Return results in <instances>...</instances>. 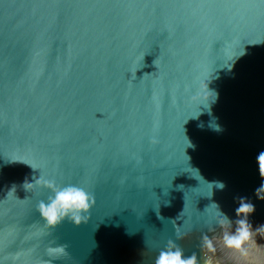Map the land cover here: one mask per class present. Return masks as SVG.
<instances>
[{
	"label": "water",
	"instance_id": "water-1",
	"mask_svg": "<svg viewBox=\"0 0 264 264\" xmlns=\"http://www.w3.org/2000/svg\"><path fill=\"white\" fill-rule=\"evenodd\" d=\"M261 152L264 0H0V264H264L216 223L264 225ZM40 176L94 193L81 222Z\"/></svg>",
	"mask_w": 264,
	"mask_h": 264
},
{
	"label": "clouds",
	"instance_id": "clouds-1",
	"mask_svg": "<svg viewBox=\"0 0 264 264\" xmlns=\"http://www.w3.org/2000/svg\"><path fill=\"white\" fill-rule=\"evenodd\" d=\"M216 130H220L219 126L216 127ZM257 161L260 175L264 177V152L258 155ZM215 183L218 188L224 187L222 182ZM37 185L46 187L52 193L47 200H41L37 206L40 216L49 226H55L65 218L77 223L81 222L95 201L94 193L75 184L57 185L54 180L43 176L36 179L34 183L27 182L28 188ZM257 196L260 199H264V183L257 189ZM217 208L219 209L218 205ZM253 211L254 205L241 198L240 205L235 210L238 219L234 221L233 226V221L229 216L219 209L216 223L222 229L226 225L231 229L230 231L223 232V246L225 249L240 257H246L248 255L250 247L256 243L257 235L264 237V225H260L254 229L248 220L249 214ZM203 244L209 252L215 253L216 245L213 238L205 235L203 237ZM155 264H198V261L195 254L190 257H185L182 250L172 241H169L166 248L159 252ZM205 264H212V260L209 259Z\"/></svg>",
	"mask_w": 264,
	"mask_h": 264
}]
</instances>
